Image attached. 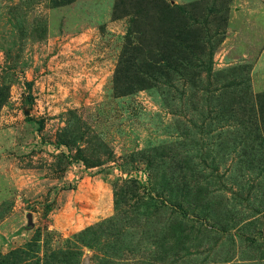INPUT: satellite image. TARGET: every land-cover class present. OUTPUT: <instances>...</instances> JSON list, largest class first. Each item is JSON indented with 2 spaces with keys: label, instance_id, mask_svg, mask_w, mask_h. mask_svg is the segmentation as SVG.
I'll return each mask as SVG.
<instances>
[{
  "label": "rangeland",
  "instance_id": "374dc122",
  "mask_svg": "<svg viewBox=\"0 0 264 264\" xmlns=\"http://www.w3.org/2000/svg\"><path fill=\"white\" fill-rule=\"evenodd\" d=\"M0 264H264V0H0Z\"/></svg>",
  "mask_w": 264,
  "mask_h": 264
}]
</instances>
